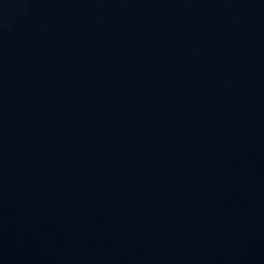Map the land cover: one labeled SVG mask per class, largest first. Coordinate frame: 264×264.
Here are the masks:
<instances>
[{"label":"water","instance_id":"95a60500","mask_svg":"<svg viewBox=\"0 0 264 264\" xmlns=\"http://www.w3.org/2000/svg\"><path fill=\"white\" fill-rule=\"evenodd\" d=\"M0 264H264V0H0Z\"/></svg>","mask_w":264,"mask_h":264}]
</instances>
